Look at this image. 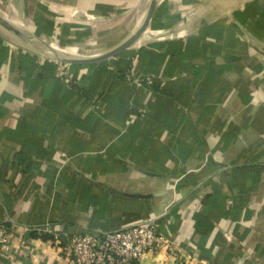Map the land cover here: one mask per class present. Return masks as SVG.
<instances>
[{"label": "crops", "instance_id": "0c3cea01", "mask_svg": "<svg viewBox=\"0 0 264 264\" xmlns=\"http://www.w3.org/2000/svg\"><path fill=\"white\" fill-rule=\"evenodd\" d=\"M151 3L0 0L22 32L0 27V264H75V234L139 223L264 264V0H159L102 69L55 57L116 47Z\"/></svg>", "mask_w": 264, "mask_h": 264}, {"label": "built area", "instance_id": "2783aa9c", "mask_svg": "<svg viewBox=\"0 0 264 264\" xmlns=\"http://www.w3.org/2000/svg\"><path fill=\"white\" fill-rule=\"evenodd\" d=\"M10 239L11 229L0 222V246L7 248ZM154 253H164L169 264H215L183 255L156 223H139L103 233H78L61 247V257L75 264H137L145 255Z\"/></svg>", "mask_w": 264, "mask_h": 264}, {"label": "water", "instance_id": "95a60500", "mask_svg": "<svg viewBox=\"0 0 264 264\" xmlns=\"http://www.w3.org/2000/svg\"><path fill=\"white\" fill-rule=\"evenodd\" d=\"M158 1L159 0H152V3L148 9L146 17L142 22V24L137 29V31L133 35L128 37L126 40H124L122 43L117 45L116 47L109 49L101 54L91 55V56H79V55L75 56V55H67V54L65 55L58 53L55 56L56 59L73 64H92V63L102 62L110 57L119 54L121 51L129 48L147 29L157 8ZM0 27L6 31L15 33L17 35H20L22 33L20 27L15 23H13L8 17L3 15L2 13H0Z\"/></svg>", "mask_w": 264, "mask_h": 264}, {"label": "trees", "instance_id": "16d2710c", "mask_svg": "<svg viewBox=\"0 0 264 264\" xmlns=\"http://www.w3.org/2000/svg\"><path fill=\"white\" fill-rule=\"evenodd\" d=\"M45 25H48V24H45ZM41 27H42V25H41ZM44 27H45V26H44ZM48 28H49V27H48ZM95 65H99V67L102 69V67L106 65V62H105V61L98 62V63H96ZM75 66H79V65H75Z\"/></svg>", "mask_w": 264, "mask_h": 264}, {"label": "bare ground", "instance_id": "6f19581e", "mask_svg": "<svg viewBox=\"0 0 264 264\" xmlns=\"http://www.w3.org/2000/svg\"><path fill=\"white\" fill-rule=\"evenodd\" d=\"M41 48V47H40ZM42 50V49H41Z\"/></svg>", "mask_w": 264, "mask_h": 264}]
</instances>
